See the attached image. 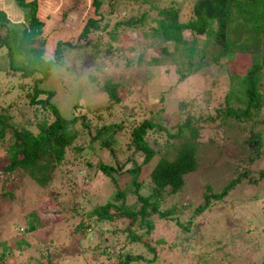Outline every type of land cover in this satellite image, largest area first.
I'll return each instance as SVG.
<instances>
[{"label": "rangeland", "instance_id": "obj_1", "mask_svg": "<svg viewBox=\"0 0 264 264\" xmlns=\"http://www.w3.org/2000/svg\"><path fill=\"white\" fill-rule=\"evenodd\" d=\"M71 1L81 16L88 0ZM192 2L102 0L101 22L106 26L94 31L90 39L94 46L87 44L79 52L67 54L64 63L53 66L51 75L41 82L43 87L55 90L52 101L64 118L77 116L69 125L76 136L65 147L56 169L48 173L46 167L43 174L39 171L30 174L20 168L11 173L5 171L8 148L14 142L11 127H5V137L0 136V264H115L122 251L143 255V260L132 264H262L264 239L262 241L254 232L263 224L258 223L255 228L253 222L261 216L256 218L251 202L257 199L258 205H264V125L257 124L254 129L262 135L258 150L244 143L251 134V120L226 117L222 112L231 104L224 103L228 90L226 72L217 65L189 72L184 55L187 43H164L153 33L155 22L151 19L157 16L158 8L174 4L180 8V19L185 20ZM140 16L143 20L132 28L122 22ZM117 22L124 26L119 25L110 35ZM59 28L51 24L50 30L57 32ZM190 31L183 30L182 39L194 41L197 50L205 46L209 56L216 53L218 47L211 39L205 41L204 36L199 35H194L195 38ZM65 33L73 31L66 29ZM164 45L167 54L160 50ZM236 54L233 56L236 62H248L246 56L240 58ZM1 55L0 66L4 67V52ZM194 58L199 59V52ZM224 63L228 70L235 68L239 74L245 71L236 63L228 60ZM215 67L220 72L215 71ZM262 70L264 72V66ZM182 73L186 77H181ZM108 78L122 83L121 101L105 109L109 101L102 87ZM12 82L18 83V77L9 78L6 83L0 81V112L11 113L17 124L37 133L38 121L50 122L53 116L50 111L27 103L24 89ZM260 84L264 98V75ZM148 118L156 125L147 129L145 140L156 154L145 165L141 163V154L136 152L131 131ZM259 119H264V103ZM184 122L197 128L194 138L197 167L185 176L184 185L177 193L164 191L167 194L159 203V209L183 205L185 208L177 213L178 219L190 223L183 229L181 225L156 218L150 234L155 244L154 255L142 244L126 243L124 232L112 233L127 225L122 221L99 223L87 215L116 194L117 188L99 168L101 163L118 168L125 162L124 167L112 175L117 186L125 190L126 205H140L139 194L146 196L152 192L153 164L166 155V150L170 159L177 147L189 138V130L175 136L177 125ZM102 123L119 125L114 131L93 139ZM110 135L113 139L109 141ZM101 139L109 141L114 155L100 144ZM115 157L119 161H115ZM134 163L140 166L135 175L137 191H133L132 176L119 175L134 167ZM235 178V187L220 200H212L209 211L191 215L192 207L203 202L206 192L219 193ZM123 183H128L129 188H124ZM79 221L87 224L86 230L75 234L73 228ZM30 225L35 228L26 231ZM247 228L249 230L245 231ZM250 231L253 232L251 241L247 236L238 239ZM161 238L163 241L155 243ZM2 252L5 254L1 255Z\"/></svg>", "mask_w": 264, "mask_h": 264}, {"label": "trees", "instance_id": "obj_2", "mask_svg": "<svg viewBox=\"0 0 264 264\" xmlns=\"http://www.w3.org/2000/svg\"><path fill=\"white\" fill-rule=\"evenodd\" d=\"M71 2V0L0 1V57H3L1 53L4 52L5 54V66H0V81L6 83L9 78L18 77V83L12 82V84L24 89L26 102L50 111L53 116L50 122L38 121L36 124L38 131L34 133L27 126L17 124L11 113L9 115L5 110L0 112V136L5 137V127L10 126V133L14 138V142L8 148L9 154L7 157L5 156L7 161L4 168L8 173L17 168L30 174L37 171L42 173L46 167L50 173L61 163L65 147L69 146L76 136V132H72L69 125L76 121L77 116L72 119L64 118L52 101L56 93L55 90L43 87L41 82L48 79L53 66L64 63L67 54H75L87 44L94 46L90 41L94 31L105 27L106 24L101 22L103 18L100 12L102 0H88L84 4L81 16L78 15ZM157 12V16L151 19L152 22H155L153 25L154 35L160 37L164 43L170 41L187 43L184 46V55L187 57L189 72L191 69L198 71L206 65H211L210 67L217 65L221 71L226 72L228 90L224 103L231 104L222 110L223 115L244 121L251 120L249 122L251 134L244 143L254 146L258 150L262 135L260 131L254 129L257 124L264 125V119H259L260 107L264 103L263 95L260 92V78L264 75L262 70L264 66V0H193L190 5V14L185 20L180 19V8L174 4L158 8ZM142 17L128 18L122 22L128 28H132L143 20ZM51 24L58 25L59 31L50 30ZM123 24L117 22L116 26L109 32L110 35L114 34V29L119 25L124 26ZM66 29L73 31V33L66 34ZM185 29L191 30L193 37L199 35V37L204 36L205 41L211 39L213 44L218 47L216 53L209 56L205 46L197 50L194 41L182 39L181 32ZM160 50L163 54L168 53L165 45L161 46ZM196 52H199L197 61L194 58ZM236 53L240 58L246 56L248 62H236L233 59ZM224 60L236 63L239 68L244 67V73H237L235 68L228 70ZM207 71L209 72V68ZM215 71L220 72L218 69ZM183 76L184 73L181 77ZM120 86L122 83L119 79L108 78L105 80L102 91L109 101L105 109H110L113 103L116 104L121 101ZM81 117L84 118L85 115ZM116 125L119 124L102 123L93 139L104 136L106 132L114 131ZM155 125L152 119L148 118L141 121L131 131L132 140L137 146L136 152L141 154V163L145 165L156 154V151L145 140L147 129ZM186 130H189L190 136L177 147L174 155L170 159L167 158L169 154L166 150L167 156H161L153 164L150 171L153 184L152 192L146 196L139 194L140 205H126L124 202L125 190L123 191L120 185L117 186L118 182L112 175V172L122 169L125 162L118 165V168L99 164L100 170L109 177L117 190L111 199L112 201L92 208L87 215L88 218L98 220L99 223H104L105 220L109 222L122 221L123 224L127 225L121 230H112V233L124 232L126 243L142 244L153 254L155 253V244L151 242L150 234L155 228L156 218H160L164 223L171 222L175 226L181 225L183 229H187L190 221L186 224L182 223L177 216V213L182 211L185 206L182 205L179 208L170 206L163 210L159 209V203L164 200L165 195L181 190L185 176L197 167V144L194 140L197 128L189 125L188 122L178 124L175 136L184 134ZM108 137L109 141L113 139V135ZM109 141L101 139L100 144L106 146L114 155ZM128 160L129 158H127ZM115 161H119L117 157H115ZM139 169L140 166L134 163V167L119 174L122 176L128 173L132 176L133 191L138 190L135 175ZM236 183L237 178L230 179L219 193L206 192L203 196V202L192 207L191 215L209 211L208 208L213 204L212 200H220L235 187ZM123 185L124 188H129L128 183H123ZM165 190H168L167 193H164ZM251 203L256 218L261 216L256 223L253 222L255 228L258 223L263 224L254 233L259 234V238L263 241L264 205L261 203L258 205L257 199H253ZM256 207H259L260 211ZM260 221L263 222L260 223ZM86 225L79 221L74 226L73 232L77 234L85 231ZM30 226L26 231L35 228L34 225ZM248 230L247 228L245 231ZM229 231L235 230L229 228ZM251 233L253 232L250 231L247 233L248 235H243L238 239L243 240V237L247 236L248 240L251 241ZM159 241H163V238L156 240L155 243ZM125 242L123 245L127 246ZM3 254L5 252H2L1 255ZM117 257L118 261L115 264H132L134 261L143 260V255H133L127 251H122ZM262 264H264V260Z\"/></svg>", "mask_w": 264, "mask_h": 264}]
</instances>
